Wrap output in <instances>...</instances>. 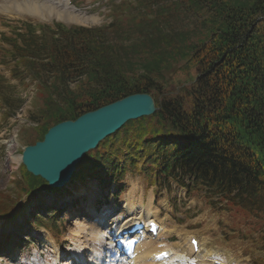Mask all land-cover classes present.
<instances>
[{"label": "trees", "instance_id": "1", "mask_svg": "<svg viewBox=\"0 0 264 264\" xmlns=\"http://www.w3.org/2000/svg\"><path fill=\"white\" fill-rule=\"evenodd\" d=\"M111 6V22L102 26L22 23L15 37H2L11 48L3 58L11 78L24 90L36 88L25 144L43 141L57 124L147 93L155 114L102 141L72 181L116 186L120 196L127 176L139 174L161 190L173 182L221 211L264 222V0H113ZM19 93L0 73L5 120L25 106ZM20 172L17 195L0 194L3 220L32 198L66 190L50 188L24 165ZM58 219L53 211L33 225L58 236Z\"/></svg>", "mask_w": 264, "mask_h": 264}, {"label": "rangeland", "instance_id": "2", "mask_svg": "<svg viewBox=\"0 0 264 264\" xmlns=\"http://www.w3.org/2000/svg\"><path fill=\"white\" fill-rule=\"evenodd\" d=\"M11 1L0 0L5 3ZM112 1L72 0L80 18L78 22L26 10L0 12V73L19 87L20 97L26 102L15 118L5 120L0 114V194L15 197L18 193L15 180L21 178L23 150L28 147L21 134L34 126L28 121L27 112L33 109L36 93L33 83L24 90L19 81L11 78V70L3 60L11 48L2 41V37H15V31L22 23H61L85 28L102 26L111 22ZM115 2L119 5L120 0ZM54 3L62 6L59 1ZM125 186V193L118 196L116 186L104 190L95 180L86 185L71 180L61 193H47L38 200L32 198L24 202V210L19 209L10 221L0 217V264H79L74 253L84 256V264H107V247L102 250L97 241L90 238L92 226L102 223V229L107 231L108 223L119 222L129 216V204L143 207L145 212L151 207L150 213H154L155 220L162 222L161 238L143 249L165 246L179 255V259L183 256L189 259V264H202L203 256L222 264H264L263 221L237 212L221 211L212 207L206 196L196 192L187 196V190L173 182L170 189L165 187L161 190L159 186L151 185L145 176L136 174L127 176ZM53 211H57L60 219L56 223L58 236L53 230L33 225L35 217L48 218ZM146 215L139 217L145 220ZM104 217L107 219L102 222ZM192 237L199 240L201 254L192 255L188 247V239ZM177 264L182 263L178 260Z\"/></svg>", "mask_w": 264, "mask_h": 264}, {"label": "water", "instance_id": "3", "mask_svg": "<svg viewBox=\"0 0 264 264\" xmlns=\"http://www.w3.org/2000/svg\"><path fill=\"white\" fill-rule=\"evenodd\" d=\"M156 111L152 95L134 94L73 122L57 124L43 141L23 150L22 165L34 177L45 180L50 188L62 189L72 180L86 154L129 121L152 116Z\"/></svg>", "mask_w": 264, "mask_h": 264}, {"label": "bare ground", "instance_id": "4", "mask_svg": "<svg viewBox=\"0 0 264 264\" xmlns=\"http://www.w3.org/2000/svg\"><path fill=\"white\" fill-rule=\"evenodd\" d=\"M43 1L44 2H41L39 0H12L10 3L0 2V12H18L26 10L36 14H47L51 17H60L61 19H64L66 21L71 20L73 22H78L80 20L79 16L76 15L77 10L74 6H72V0ZM55 1H59L62 6H58V3H54ZM127 211L129 216L125 217L122 221L108 223L107 231H104L102 229V223L98 224V226H92L90 238L96 240L97 244H99V247H101L102 250L107 247L106 250L107 258L109 260L108 263L113 262L115 264H177L178 260L179 263L181 261L182 264H189L191 262L189 261V259L184 258V256L179 259V255L172 253L173 250L168 249L165 246L155 247L151 250L143 249L145 245L151 243L153 240L161 238L162 222L160 224L157 220H155L154 213H150L151 207H149L148 211L145 212L146 210H144L143 207L137 208L129 204L127 207ZM144 214H147L145 220L140 219L139 216ZM136 217L139 218L137 219ZM104 218L102 219V222L107 219ZM136 226L141 230L137 234L127 235V233H129L128 231L132 230ZM151 231H153L154 234L151 233ZM191 240L192 238L189 239V246L191 245ZM130 241H133L135 243V247L133 248L134 252L132 254V257L127 258L120 252V250H117V248H119L121 245L122 247H125ZM190 248L191 251H193V248ZM198 249V253L193 252L192 255L201 254L202 249L199 244ZM114 253H116V255ZM74 255L78 256L77 258L79 264H84L86 262V259L83 255H78L75 253ZM101 261L102 260L100 259V262ZM200 262L202 264H222L220 261L217 262L205 256H203Z\"/></svg>", "mask_w": 264, "mask_h": 264}]
</instances>
